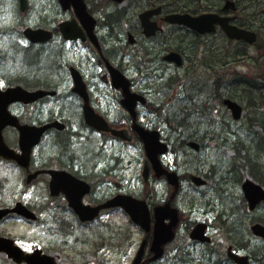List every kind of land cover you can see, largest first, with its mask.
<instances>
[{
	"label": "flooded vegetation",
	"instance_id": "1",
	"mask_svg": "<svg viewBox=\"0 0 264 264\" xmlns=\"http://www.w3.org/2000/svg\"><path fill=\"white\" fill-rule=\"evenodd\" d=\"M130 1L25 0L23 6L22 0H0V91L21 87L50 93L30 104L11 103L9 113L20 125L37 129L34 132L58 123L44 132L28 156L21 150L17 126L3 129L15 158L0 156V211H8L0 219V238L12 240L8 245L20 250L15 252L17 261L2 252L0 256L12 264H45L42 256L50 258L47 264H237L233 255L239 254L247 255L249 264H264L256 259L258 247L246 242L244 231L237 229L244 218L238 216L237 223L231 221L234 216L221 212L215 215L217 224L211 222L210 213L202 219L207 229L201 238L210 240L206 242L192 237L195 221L182 225L180 199L195 188L193 177L200 171L194 165L190 171L186 164L192 153L180 150L192 139L181 141L171 126L172 120L185 119L184 112L173 110L171 99L164 96L168 90L175 97L184 86L170 85L172 78L165 86L161 79L180 75L174 62L165 61L168 54H181L186 63L181 49L188 46L169 43L178 36L173 30L184 28L165 23L167 16L179 11L157 1L131 11L139 4L130 9ZM223 1L226 7L233 3L230 13H221L233 19L232 25L249 31L264 26V0ZM83 4L89 16L84 15ZM9 12L16 15L10 18ZM145 12L155 15L151 22L160 27L153 37L146 36L141 24ZM28 28L48 31L53 37L33 42L25 36ZM127 90L136 99L133 110L125 105ZM88 117L126 135L101 133L88 125ZM135 126L158 131L168 145L160 161L166 172L179 175L177 190L168 173L155 171ZM132 150L141 152L142 163L136 169L123 164ZM203 173L195 176L203 180L196 186L201 189L210 184ZM130 197L147 203L149 231L134 223L126 210ZM110 203L119 205L106 206ZM165 205L179 210L180 221L173 238L165 241L166 237L159 251L153 252L155 209ZM93 208L98 211H85ZM10 223L39 225L45 229V243L26 245L3 230ZM229 223L232 228L227 229ZM132 226L143 234L134 254ZM228 239L235 244L227 245ZM21 257L28 262H19Z\"/></svg>",
	"mask_w": 264,
	"mask_h": 264
},
{
	"label": "rangeland",
	"instance_id": "2",
	"mask_svg": "<svg viewBox=\"0 0 264 264\" xmlns=\"http://www.w3.org/2000/svg\"><path fill=\"white\" fill-rule=\"evenodd\" d=\"M203 1H201V3L197 0H179V4L180 8H190L193 9L194 12H196L200 11L199 8H197L199 6L209 8L216 7L221 3V0ZM136 3L140 4L137 0H131L127 3V6H129L131 9ZM144 3L145 2H142L141 4ZM166 5L169 6V4ZM15 15L13 12L8 13V16L10 18ZM186 34L187 31L183 33V36H186ZM251 52L253 53L254 51L251 50ZM213 55L214 56L206 57L205 60L213 61L215 63H220L222 61L223 56H221L220 53H214ZM251 56L252 58L244 59V61L242 62V66L237 67V71H235L234 69L231 71L232 74H240V77H238L237 81L238 84H242V91L236 88L238 84L235 86V81L230 78L228 80L229 84L227 86H224L221 76L210 78L208 76L209 73L206 72V70L199 69L197 71L195 69L193 70L195 71V73L189 80L188 87L184 91V94L185 96H188L189 99L193 96L196 97V99H194L193 102L191 101V99L187 102L182 101L181 106H179L180 104L176 101V97H171V101L174 104V109L188 108L193 110L191 113L192 118L188 121L185 120V122L189 123L188 126L181 131L184 137L195 136L199 139H202L207 132L208 136L211 135L212 137L211 139L205 141V147L201 151L202 153L196 154L195 157H192L191 162L194 166L199 167L201 171L205 170L206 174H208L209 176L211 174L212 180H216L217 182L221 181L219 183V186H226L228 192L233 193L236 190L235 187H239V183H241V180L239 178H242L243 181L249 178L251 179L250 172H247V170L241 168L237 169V174H234L232 176H229L227 174L228 169L231 167V165L234 164V160L237 162L236 164L240 165L242 163L241 158H243V153L240 154L239 152H237L239 151V148H242V146H244L242 142L247 143L252 139L257 140L260 136L262 139H264V128L260 126L258 122H252L253 118L264 120V106H259L254 103L250 104L247 99V96H254L252 98H255L256 95H259L260 97H263L264 92L259 93L253 91V94H249L245 90L246 88H249V85H251L252 88L253 85H257L258 90L264 91V82L256 79V75H264V49L259 52V58H257L254 53ZM241 76H244L245 79H243V77ZM218 87H221L222 92L224 91V94L235 96V98L245 107L244 118L240 122L234 121L232 117L225 112L226 109L224 105H222L223 108L222 110H220V107L222 106H218V102L213 99L214 93L218 90ZM205 101L208 103V105L204 107L206 113L205 111H202V115H206V119L197 118L201 115L200 111L197 110V108ZM191 133H193L194 135H191ZM174 138L176 139L177 136H175ZM237 140L242 143V146L239 143L234 144ZM260 153L262 152H256L257 155H259ZM257 162L263 164L264 159L259 157L257 159ZM141 163V152L137 150L128 152V156L125 157V161L123 164L126 166L133 164V166L131 165L132 168L136 169V166H139ZM189 169L190 171L192 170L190 166ZM138 174L139 172L137 173V176ZM133 175L135 176V174ZM209 180L212 187L210 189L211 194L209 193L208 197L203 198L200 195H197V193L194 192L193 188H190L188 195H184L181 197L180 203L183 207L184 213L188 216L190 215L189 211H187V203L196 197L197 211L195 212L194 217L203 218V216L205 215L204 213H207V211L213 209L214 207H216L218 210H221L220 208H228V211L231 210V212L237 215V206L241 204L239 195L234 193L238 198L235 197V199H227L229 194H219V192L217 191V193L214 194V186L210 177ZM188 187L189 186H187L186 188ZM132 189H136V186H133ZM137 190L134 191L139 193L141 189ZM238 193L241 194L240 188L238 189ZM238 215L241 218H246V220L243 221L244 228L246 230L247 228L249 229V227L252 225L251 223L253 222V216H249V214H247L242 207L238 211ZM257 216H264V206L259 210ZM232 220L237 221L238 217H231V221ZM228 227L232 228L230 226V223ZM3 230L9 231L10 234L17 239H19L20 237L28 246L42 245L46 240L45 229L40 228L39 225L25 227L21 223H17L16 225L10 223L7 224L3 228ZM142 236V232L136 226H132V241L134 244L131 251L133 254L140 245ZM215 238L219 243L220 237L218 234H216ZM244 240L248 241L249 237L245 235ZM252 243L253 246L258 247V251L255 252L256 258H261L264 251V243L257 240H253ZM221 245H224V243H222ZM0 264L12 263L8 262L6 258L0 256Z\"/></svg>",
	"mask_w": 264,
	"mask_h": 264
},
{
	"label": "water",
	"instance_id": "3",
	"mask_svg": "<svg viewBox=\"0 0 264 264\" xmlns=\"http://www.w3.org/2000/svg\"><path fill=\"white\" fill-rule=\"evenodd\" d=\"M172 20L175 21V23L179 24H185L195 30H198L202 33L205 32H211L215 29V24L220 23L222 24V20L218 16H203L197 19H193L190 16H175L172 18ZM228 34L231 38L233 39H244L250 43L255 42L256 36L252 33H248L246 31L238 30L236 28H229ZM8 98L6 103L3 106V111H5V107L8 103L14 102V101H25V102H31L35 100L39 95H42V93H38L37 95L34 94H28L23 91L19 90H14L10 91L7 93ZM227 106L232 110L234 118L235 119H240L241 118V107L231 101L226 102ZM91 125H96L94 121H89ZM11 124V122H3L0 126V129L5 127L6 125ZM22 144L23 148H29L32 147L36 142L31 143L30 145V139L28 138L25 128L22 127ZM144 137V134H142ZM39 137V136H38ZM148 148L151 151H156V145H155V140L152 139V136L148 135V138H146ZM194 147L198 148L197 145L193 144ZM162 151V150H161ZM7 149L4 147L2 140L0 138V153H3L4 155H7ZM162 152H152V155H157ZM157 163H155L156 165ZM243 191L245 194L246 199L249 202L250 209L254 210L262 201H264V189L262 186L256 184L255 182L251 180H247L243 184ZM126 209L128 210L129 213H131L133 220L140 224L142 227H144L146 230H149V222H150V217H149V210L148 207L145 203H141L138 201H128V203L125 204ZM165 209H158L156 210V227H155V240L153 244V250L157 252V249L160 245L161 242V237L163 232H167L171 229L172 225L167 228L168 230L166 231L163 223H164V217L160 216L164 212ZM3 214H0V217ZM253 233L264 239V226L261 224H256L255 226L252 227ZM10 257H14L13 251H8L7 252ZM235 260L237 261L238 264H247L248 257H235Z\"/></svg>",
	"mask_w": 264,
	"mask_h": 264
},
{
	"label": "trees",
	"instance_id": "4",
	"mask_svg": "<svg viewBox=\"0 0 264 264\" xmlns=\"http://www.w3.org/2000/svg\"><path fill=\"white\" fill-rule=\"evenodd\" d=\"M237 152L241 154L242 150L239 149ZM259 157L264 159V152L257 155L256 153L252 154L247 151L245 152L243 158H241L242 163L240 165L238 164V167L247 170V172L249 171L251 177L264 186V168L262 164L257 162Z\"/></svg>",
	"mask_w": 264,
	"mask_h": 264
},
{
	"label": "snow or ice",
	"instance_id": "5",
	"mask_svg": "<svg viewBox=\"0 0 264 264\" xmlns=\"http://www.w3.org/2000/svg\"><path fill=\"white\" fill-rule=\"evenodd\" d=\"M25 43H27V42L25 41Z\"/></svg>",
	"mask_w": 264,
	"mask_h": 264
}]
</instances>
